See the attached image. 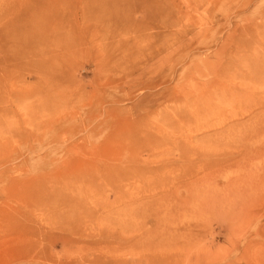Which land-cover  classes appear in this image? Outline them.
<instances>
[{
  "label": "rangeland",
  "instance_id": "rangeland-1",
  "mask_svg": "<svg viewBox=\"0 0 264 264\" xmlns=\"http://www.w3.org/2000/svg\"><path fill=\"white\" fill-rule=\"evenodd\" d=\"M50 1L0 0V264H264V0Z\"/></svg>",
  "mask_w": 264,
  "mask_h": 264
},
{
  "label": "bare ground",
  "instance_id": "bare-ground-1",
  "mask_svg": "<svg viewBox=\"0 0 264 264\" xmlns=\"http://www.w3.org/2000/svg\"><path fill=\"white\" fill-rule=\"evenodd\" d=\"M22 1H23V0H22ZM99 1H100V0H99ZM138 1L143 2V5H144V0H138ZM51 2H52V1H50V0H39V2H37L38 4H36L35 7H33V8H34V9H33L34 12H39V11L44 12L45 10H47V8L50 7ZM95 3L97 4V1H95ZM20 4H21V6H23V5H22V2H21ZM20 4H19V5H20ZM27 8H28V7H25V6H24L23 9H21V8H20V9H21V11H23V12L25 13V12H27V10H26ZM44 8H46V9H44ZM83 10H86V9L83 8ZM261 81H262V80H261ZM263 81H264V80H263ZM257 98H258V97H257ZM259 100H261V99H259ZM261 101H262V100H261ZM252 103H253V101H252ZM263 103H264V102H263ZM257 115H259V114H257ZM259 116H261V114H260ZM259 125H260V124H259ZM262 125H264V124H262ZM260 127H261V126H260ZM257 128H258V127H257ZM262 128H264V127H262ZM258 130H260V128H259ZM260 131H261V130H260ZM252 132H255V134H256V131H252ZM253 134H254V133H253ZM255 134H254V135H255ZM254 135H253V136H254ZM250 136H251V135H250ZM161 138H162V137H161ZM168 138H170V137H168ZM252 138H253V137H252ZM170 139H171V138H170ZM247 139H248V138H247ZM250 139H251V138H250ZM250 139H249V140H250ZM249 140H248V142H249L248 144H249V146H251V145H250V142H251V141H249ZM164 141H165V140H164ZM170 141H172V140H170ZM146 143H147V142H146ZM244 143H245V141H244ZM246 145H247V143H246ZM243 146H244V144H243ZM245 147H247V146H245ZM250 148H251V147H250ZM250 148H249V150H250ZM257 149H258V148H257ZM257 149H256V153H255L256 155H257ZM259 149H261V148H259ZM243 150H244V149H243ZM243 150H242V152H243ZM247 151H248V150H247ZM251 151H252V150H251ZM259 151H260V150H259ZM242 152H241V153H242ZM241 153H240V155H241ZM253 153H254V152H253ZM236 154H237V152H236ZM250 154H251V152H250ZM255 154H254V155H255ZM247 156H248V155H247ZM228 157H229V156H228ZM228 157H227V158H228ZM231 157H233V156H231ZM244 157H245V156H244ZM233 158H234V157H233ZM217 159H218V158H217ZM201 160H203V159H201ZM211 160H212V159H211ZM215 160H216V159H215ZM219 160H222V158L219 159ZM206 161H207V160H206ZM202 166H203V165H202ZM208 169H209L208 166H207V167H203V168H202V172H206ZM198 171H199V170H198ZM198 174H199V173H198ZM191 176L195 177L196 175H194V174H193V175H192V174L186 175V177H191ZM159 182H160V181H159ZM163 182H164V181H163ZM225 185H226V184H225ZM228 187H229V186H228ZM215 189H217V188H215ZM224 189H225V188H224ZM215 191H216V190H215ZM215 191H214V192H215ZM217 191H219V190H217ZM217 191H216V192H217ZM216 192H215V193H216ZM217 193H219V192H217ZM220 194H222V193L220 192ZM224 194H225V193H224ZM224 194H223V195H224ZM192 195H193V194H192ZM198 195H199V194H198ZM198 195H197V196H198ZM205 195H206V193H204L203 196H205ZM207 195H208V194H207ZM215 195H216V194H215ZM226 195H228V194H226ZM179 196H180V193L176 194V195L174 196V197H175V198H174V201L172 202V203H173L172 205H174L175 208L177 207V209L182 208V207L179 208V206H180L181 203L177 204L178 202H181V200H179ZM213 196H214V195H213ZM187 197L190 198V195H188ZM207 197H208V196H207ZM215 197H217V195H216ZM215 197H214V198H215ZM224 197H225V196H224ZM224 197H223V199H224ZM162 198H163V197H162ZM166 198H167V196H166ZM170 198H171V197H170ZM193 198H194V197H193ZM196 198H197V197H196ZM196 198H195V200L192 201V202L195 203V201H196L197 199H198V201H199V198H200V200H203V201L206 200V201H207V199H206L205 197H204L205 199H201L200 195H199V197H198L197 199H196ZM208 198H209V197H208ZM220 199L222 200V198H220ZM227 199H229L228 196H227ZM208 200H209V199H208ZM225 200H226V199H224V201H225ZM189 201H190V200H189ZM189 201H188V202H189ZM227 201H228V200H227ZM228 202H229V201H228ZM196 203H198V202L196 201ZM205 203H206V202H205ZM184 204H185V203H184ZM184 204H183V205H184ZM188 204H189V203H188ZM224 204H225V203H224ZM190 205H192V204H190ZM223 206H224V205H223ZM172 207H173V206H172ZM175 208H174V209H175ZM220 208L222 209L221 206H220ZM183 210H184V209H183ZM183 210H182V211H183ZM223 210H224V209H223Z\"/></svg>",
  "mask_w": 264,
  "mask_h": 264
}]
</instances>
